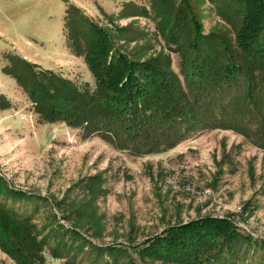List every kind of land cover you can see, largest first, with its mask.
<instances>
[{
  "label": "rangeland",
  "instance_id": "obj_1",
  "mask_svg": "<svg viewBox=\"0 0 264 264\" xmlns=\"http://www.w3.org/2000/svg\"><path fill=\"white\" fill-rule=\"evenodd\" d=\"M96 1L110 17L95 9ZM134 1L151 11L149 0ZM192 2L205 32L219 26L213 3ZM58 3L35 15L27 12L13 25L0 24L5 32L0 34V177L18 192L2 200L43 228L55 247L46 249L45 264H90L93 259L97 264H186L171 258L179 251L173 250H183L181 244L162 236L207 216L229 217L260 242L247 247L237 264H264V147L259 143L232 128L217 127L196 132L167 151L134 156L99 135L39 119L26 87L2 71L4 65L22 68L11 58L14 54H25L79 87L94 84L83 56L69 49L66 37L64 44ZM88 4L95 15L76 6L100 25L110 30L129 26L127 37L136 39L128 41V50L138 48L146 55L158 50L151 17L118 16L111 10L119 0ZM171 56L177 72L178 56ZM239 110L236 116L245 115ZM249 119L256 128L254 116ZM259 137L252 135L257 142ZM72 228L80 240L72 238ZM0 264L16 263L0 249Z\"/></svg>",
  "mask_w": 264,
  "mask_h": 264
},
{
  "label": "trees",
  "instance_id": "obj_2",
  "mask_svg": "<svg viewBox=\"0 0 264 264\" xmlns=\"http://www.w3.org/2000/svg\"><path fill=\"white\" fill-rule=\"evenodd\" d=\"M149 1L151 11L129 0L117 14L151 17L159 47L149 55L127 49L128 41L136 39L127 37L128 25L110 30L67 4V45L83 56L94 79L92 88L79 87L18 54L11 58L22 68L4 65L2 71L26 87L42 122H64L134 156L167 151L196 132L217 127L237 130L264 147V0H205L214 4L219 24L207 32L192 0ZM172 53L178 56L177 72ZM239 109L245 115L236 116ZM250 116L256 128L249 124ZM17 193L0 177V249L16 264H45L46 249L55 247L43 228L2 200ZM173 228L162 237L181 244L183 250L173 247L179 251L171 258L186 264H237L247 247L260 245L229 217L207 216ZM69 230L80 240L77 230ZM142 251L151 255L146 248Z\"/></svg>",
  "mask_w": 264,
  "mask_h": 264
},
{
  "label": "crops",
  "instance_id": "obj_3",
  "mask_svg": "<svg viewBox=\"0 0 264 264\" xmlns=\"http://www.w3.org/2000/svg\"><path fill=\"white\" fill-rule=\"evenodd\" d=\"M73 2L75 5H78L79 7L85 9L87 12L91 15H95L93 11L101 10L108 12L105 10V6L102 3H99L96 1V8H91L88 4L90 0H69ZM129 1V0H119L120 4H117L114 9L111 11H119L123 2ZM56 2H59V8L62 12V17L64 18L66 14L67 5L63 0H0V24L4 22L6 24H12L14 23L15 18H19V16H23L25 13L30 12L31 14L35 15L36 13H40L42 11L49 10V7L53 4L56 6ZM58 6V5H57ZM63 18H62V31L63 32ZM5 32L0 30V34H4ZM62 38L65 43V36L62 34ZM24 58L29 59L25 54L22 55ZM1 80V78H0Z\"/></svg>",
  "mask_w": 264,
  "mask_h": 264
}]
</instances>
